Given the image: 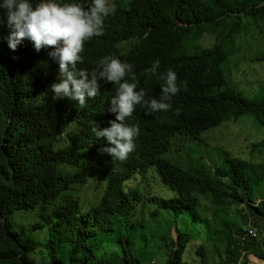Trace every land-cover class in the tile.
<instances>
[{
	"label": "trees",
	"instance_id": "16d2710c",
	"mask_svg": "<svg viewBox=\"0 0 264 264\" xmlns=\"http://www.w3.org/2000/svg\"><path fill=\"white\" fill-rule=\"evenodd\" d=\"M111 3L115 13L102 35L85 42L78 67L91 70L114 55L134 65L146 101L159 97L168 69L181 90L167 111L136 106L126 121L139 128L135 150L112 160L91 129L94 121L108 127L115 119L108 111L115 86L99 81L100 94L83 108L53 100L48 90L59 71L50 48L37 52L25 39L12 51L0 40V264L264 262V138L249 144L248 159L222 144L215 148L221 158L190 165L174 158L189 142L245 116L264 127V101L232 89L230 65L236 71L242 52L225 46L241 35L243 19L264 29V0ZM218 32L212 46L190 52L189 42ZM7 34L0 26V36ZM252 65L264 73V54L245 60L244 68ZM95 179L103 187L86 206L75 189ZM250 227L256 238L246 237Z\"/></svg>",
	"mask_w": 264,
	"mask_h": 264
},
{
	"label": "clouds",
	"instance_id": "9594fccd",
	"mask_svg": "<svg viewBox=\"0 0 264 264\" xmlns=\"http://www.w3.org/2000/svg\"><path fill=\"white\" fill-rule=\"evenodd\" d=\"M115 11L111 0H90L87 6L77 0H0V26L8 29L0 40L6 41L12 51L25 39L37 52L50 48L48 56L58 64L59 71V82L52 83L48 90L53 100L67 98L83 108L86 101L100 94L99 81L112 83L115 91L108 111L115 114V119L109 121L108 127L94 121L91 131L107 144L100 148L101 152L122 161L136 147L139 128L126 122L136 106L143 104L151 112L167 111L168 101L181 90L182 82L178 83L176 72L168 69L162 76L164 85L159 97L146 101L144 90H136L133 64L107 55L91 70L78 67L84 60L81 54L85 42L103 34L105 19ZM159 67L160 61H153V74Z\"/></svg>",
	"mask_w": 264,
	"mask_h": 264
},
{
	"label": "rangeland",
	"instance_id": "374dc122",
	"mask_svg": "<svg viewBox=\"0 0 264 264\" xmlns=\"http://www.w3.org/2000/svg\"><path fill=\"white\" fill-rule=\"evenodd\" d=\"M244 26L239 30V35L235 40L228 39L225 41L226 49L229 51L242 52L241 58H234V66L237 65L236 71L230 65L231 70L234 72L237 78L232 89L237 91L243 99L261 102L264 101V73H261L262 68H257L254 65L251 67L244 68L245 60H254L264 54V29H258L254 26L253 20H245ZM219 33L213 35H208L206 38L202 39L200 42H189V50L192 54L197 52V46L202 48L210 47L219 37ZM126 45V44H125ZM251 68L253 71L251 74L248 72ZM243 74L245 76H243ZM238 80L242 82H238ZM233 82V81H232ZM255 118L250 116H245L239 119L237 122H228L223 127L216 128V130H211L206 132L201 139L198 141H191L186 145V148L174 155L180 163H186L188 165L199 162L203 159L210 160L221 158L224 153L222 151H216L215 148H220L221 144L227 149H230L232 155L239 154L245 158H251V148L249 144L252 142L258 143L264 138V127L255 124ZM177 152V151H176ZM103 184L97 179L93 180L86 185H78L75 192L80 195L83 199L81 200L83 204L88 206L92 199L99 193ZM160 188H156L159 191ZM74 193V192H73ZM75 194V193H74ZM236 221L243 222L241 217L236 218ZM247 226L248 223L245 224ZM176 236V233L174 234ZM251 263L264 264V262L255 256L249 257Z\"/></svg>",
	"mask_w": 264,
	"mask_h": 264
},
{
	"label": "built area",
	"instance_id": "2783aa9c",
	"mask_svg": "<svg viewBox=\"0 0 264 264\" xmlns=\"http://www.w3.org/2000/svg\"><path fill=\"white\" fill-rule=\"evenodd\" d=\"M258 236V231H257V229L256 228H253V227H250V229H249V231H248V234H247V236L246 237H248V238H250V237H252V238H256ZM245 239V238H244ZM243 239V240H244Z\"/></svg>",
	"mask_w": 264,
	"mask_h": 264
},
{
	"label": "bare ground",
	"instance_id": "6f19581e",
	"mask_svg": "<svg viewBox=\"0 0 264 264\" xmlns=\"http://www.w3.org/2000/svg\"><path fill=\"white\" fill-rule=\"evenodd\" d=\"M226 54V53H225ZM227 64V63H226ZM83 116V115H82ZM145 130V129H144ZM144 132V131H143ZM18 138V137H17Z\"/></svg>",
	"mask_w": 264,
	"mask_h": 264
}]
</instances>
